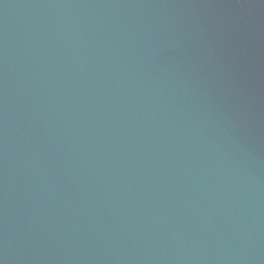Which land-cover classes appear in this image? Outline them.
Here are the masks:
<instances>
[{"label": "water", "instance_id": "water-1", "mask_svg": "<svg viewBox=\"0 0 264 264\" xmlns=\"http://www.w3.org/2000/svg\"><path fill=\"white\" fill-rule=\"evenodd\" d=\"M0 264H264V0H0Z\"/></svg>", "mask_w": 264, "mask_h": 264}]
</instances>
